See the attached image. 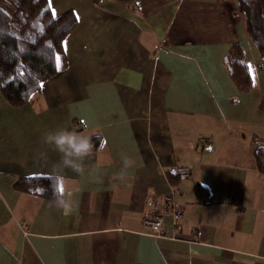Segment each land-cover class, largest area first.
Wrapping results in <instances>:
<instances>
[{
  "label": "crops",
  "instance_id": "1",
  "mask_svg": "<svg viewBox=\"0 0 264 264\" xmlns=\"http://www.w3.org/2000/svg\"><path fill=\"white\" fill-rule=\"evenodd\" d=\"M241 1L47 0L76 25L36 96L13 106L0 93V264H264L253 156L264 146V61ZM230 54L250 89L234 82ZM59 127L101 136L82 171L43 142ZM174 164L190 168L175 183ZM24 176L54 177L71 211L17 189ZM168 194L184 210L179 237L171 225L152 236L142 218Z\"/></svg>",
  "mask_w": 264,
  "mask_h": 264
},
{
  "label": "trees",
  "instance_id": "2",
  "mask_svg": "<svg viewBox=\"0 0 264 264\" xmlns=\"http://www.w3.org/2000/svg\"><path fill=\"white\" fill-rule=\"evenodd\" d=\"M240 9L246 18L248 34L264 61V0H242ZM75 25L76 15L71 9L54 16L47 0H0V93L8 103L26 104L45 80L60 71L57 56ZM233 56H226L232 78L239 89L248 90L252 87L248 67ZM90 136L93 149H97L101 136ZM253 156L257 170L264 173V146H254ZM168 176L173 183L178 179L171 172ZM15 187L36 191L46 198H54L58 191L52 176H24L17 180ZM194 192L202 200L205 188L196 183Z\"/></svg>",
  "mask_w": 264,
  "mask_h": 264
},
{
  "label": "clouds",
  "instance_id": "3",
  "mask_svg": "<svg viewBox=\"0 0 264 264\" xmlns=\"http://www.w3.org/2000/svg\"><path fill=\"white\" fill-rule=\"evenodd\" d=\"M43 142L54 148L60 153V164L62 167H69L75 171L83 170V161L93 150L92 138L69 127H59L55 130L48 131L43 136ZM46 159V153L40 154ZM131 161L125 157L124 166L128 167ZM123 179V176L120 177ZM56 206L66 212L71 211V203L65 198L63 193H55Z\"/></svg>",
  "mask_w": 264,
  "mask_h": 264
},
{
  "label": "built area",
  "instance_id": "4",
  "mask_svg": "<svg viewBox=\"0 0 264 264\" xmlns=\"http://www.w3.org/2000/svg\"><path fill=\"white\" fill-rule=\"evenodd\" d=\"M199 142L204 145L206 139L200 138ZM189 170L188 165L174 164L170 167V172L178 177L187 175ZM149 206V213L142 218L145 231L152 236L162 237L166 236V228L171 225L174 229L172 236L179 237L177 232L184 217V210L175 205L172 195L151 198Z\"/></svg>",
  "mask_w": 264,
  "mask_h": 264
},
{
  "label": "snow or ice",
  "instance_id": "5",
  "mask_svg": "<svg viewBox=\"0 0 264 264\" xmlns=\"http://www.w3.org/2000/svg\"><path fill=\"white\" fill-rule=\"evenodd\" d=\"M53 15H55V11L53 10ZM57 61H59V56H57Z\"/></svg>",
  "mask_w": 264,
  "mask_h": 264
},
{
  "label": "rangeland",
  "instance_id": "6",
  "mask_svg": "<svg viewBox=\"0 0 264 264\" xmlns=\"http://www.w3.org/2000/svg\"><path fill=\"white\" fill-rule=\"evenodd\" d=\"M35 95L34 96H36V94H38L37 92L36 93H34ZM31 97V96H30Z\"/></svg>",
  "mask_w": 264,
  "mask_h": 264
}]
</instances>
